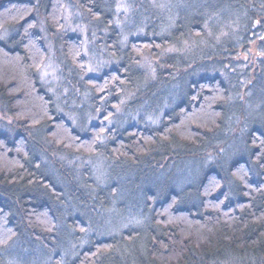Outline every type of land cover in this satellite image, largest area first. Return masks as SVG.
I'll list each match as a JSON object with an SVG mask.
<instances>
[{
  "label": "trees",
  "instance_id": "trees-1",
  "mask_svg": "<svg viewBox=\"0 0 264 264\" xmlns=\"http://www.w3.org/2000/svg\"><path fill=\"white\" fill-rule=\"evenodd\" d=\"M40 1L0 0V33L8 31L0 42V112L15 121L0 120V264H264V103L244 156L226 163L217 155L206 169L182 173L217 139L229 88L214 74L222 68L217 60L197 62L201 75L184 74L190 61L179 54L181 43L189 34L203 36L198 21L205 9L220 16L218 9L243 13L246 4L178 1L189 11L174 10L167 37L121 47L116 0H80L110 31L108 49L119 62L86 76L81 38L62 40L90 90V116H97L93 124L79 118L74 128L38 74L48 52L37 8L44 5L54 33L67 3ZM197 44L204 60L220 52L214 39L213 47ZM146 54L174 72L158 70L157 80L143 86Z\"/></svg>",
  "mask_w": 264,
  "mask_h": 264
},
{
  "label": "rangeland",
  "instance_id": "rangeland-1",
  "mask_svg": "<svg viewBox=\"0 0 264 264\" xmlns=\"http://www.w3.org/2000/svg\"><path fill=\"white\" fill-rule=\"evenodd\" d=\"M32 1L41 3L39 0ZM178 1L181 0H116L113 22L116 30L120 32L118 44L125 47L127 41L142 39L145 36L167 37L166 31L174 26L173 18L178 17L174 14V10L175 13L189 11V8ZM224 1L229 5L226 0ZM242 1L246 4L241 10L243 13L232 11L221 13V9H218L217 13L220 16H214L213 12L207 14L205 9L202 15L204 17L198 21L203 36L194 38L189 34L179 49V54L190 61L189 65L181 68L184 74L186 72L192 77L197 73L201 75L200 69L195 68L197 62L202 64L208 61L209 64V61L217 60L222 68L214 74L222 77L229 88L228 112L224 126L214 135L217 139L208 147L205 152L206 157L197 159L193 165L190 163L189 165L193 167H187L188 170L184 168L185 171L183 170L182 173L186 175L190 171L198 172L199 169H206L217 155L226 163L236 156H244L246 135L252 128L259 127V113L264 103V73L261 72V64L264 65V0H240L239 3ZM66 3L63 11L64 25L54 33L50 32L45 23L44 5L41 4L37 8L39 9L36 14L38 30L48 52V57L38 74L39 83L51 95L57 112L77 128L78 122L80 123L79 118H84L93 124L97 116H90V90L82 83V76L78 75L76 68L67 60L62 40L71 36L81 38L83 44L81 54L85 59L86 76H100L104 71L116 67L119 59L112 56L108 49L110 42L106 40L109 39L110 31L104 29L100 22L92 20L89 13L81 7L80 0H66ZM224 14L227 22L222 18ZM213 25L219 27L218 31L212 28ZM7 36L8 31L1 32L0 42H5ZM210 39H214L216 44L221 46L220 52L218 56L214 57V54L213 59L204 60V57L200 56L203 53L195 52V49L197 42H201L200 45L204 42L209 45ZM140 65L147 76L143 86L157 80L158 70L162 74L174 72L167 70L163 61L154 58L151 54L142 56ZM172 77L176 76L173 74ZM177 81L180 82V79ZM127 96L123 103L131 98ZM143 105L144 103L141 108ZM141 112L142 109L139 114H142ZM0 120L10 126L15 124L12 118L2 112H0ZM154 123L158 124L155 120ZM113 213L109 211L107 214L109 223Z\"/></svg>",
  "mask_w": 264,
  "mask_h": 264
},
{
  "label": "bare ground",
  "instance_id": "bare-ground-1",
  "mask_svg": "<svg viewBox=\"0 0 264 264\" xmlns=\"http://www.w3.org/2000/svg\"><path fill=\"white\" fill-rule=\"evenodd\" d=\"M95 123V122H94Z\"/></svg>",
  "mask_w": 264,
  "mask_h": 264
}]
</instances>
